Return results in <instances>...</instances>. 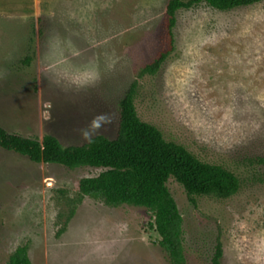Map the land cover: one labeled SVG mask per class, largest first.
I'll return each instance as SVG.
<instances>
[{"label": "rangeland", "instance_id": "1", "mask_svg": "<svg viewBox=\"0 0 264 264\" xmlns=\"http://www.w3.org/2000/svg\"><path fill=\"white\" fill-rule=\"evenodd\" d=\"M168 1L0 0V125L64 145L115 138L121 98L168 46ZM174 36L175 50L140 85L138 114L241 182L230 198L193 202L169 178L185 263L211 264L220 240L222 264H264V1L180 9ZM100 114L111 122L93 124ZM103 170L33 162L0 147V264L19 247L32 264H172L149 209L81 192L80 180Z\"/></svg>", "mask_w": 264, "mask_h": 264}, {"label": "trees", "instance_id": "2", "mask_svg": "<svg viewBox=\"0 0 264 264\" xmlns=\"http://www.w3.org/2000/svg\"><path fill=\"white\" fill-rule=\"evenodd\" d=\"M264 0H169L165 7L167 48L145 64L119 102L118 130L115 138L97 134L80 144L64 145L58 137L42 138L9 132L0 125V147L26 156L33 162L60 164L70 169L82 166L104 168L95 177L79 182L81 192L108 204H133L154 214V227L160 245L172 264H186L182 242L183 218L167 182L174 177L188 197L214 196L227 199L241 187L235 172L222 164L201 160L184 145L167 140L155 125L141 119L136 107L140 85L146 76H154L175 50L174 28L177 12L201 3L221 11L253 5ZM41 23V19H38ZM34 46L28 47L23 63L30 65ZM1 227V218H0ZM223 247L218 240L211 264H222ZM8 264H32L26 247H19Z\"/></svg>", "mask_w": 264, "mask_h": 264}, {"label": "clouds", "instance_id": "3", "mask_svg": "<svg viewBox=\"0 0 264 264\" xmlns=\"http://www.w3.org/2000/svg\"><path fill=\"white\" fill-rule=\"evenodd\" d=\"M99 119H103L104 123H110L111 122V120L107 114H100V115L93 118L92 123L95 124L96 120H99Z\"/></svg>", "mask_w": 264, "mask_h": 264}]
</instances>
